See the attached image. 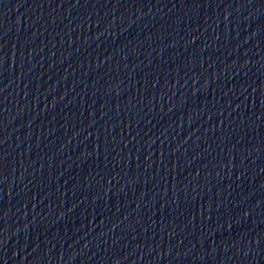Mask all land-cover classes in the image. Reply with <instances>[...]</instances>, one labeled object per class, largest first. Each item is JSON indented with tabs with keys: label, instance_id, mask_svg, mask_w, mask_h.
I'll return each mask as SVG.
<instances>
[{
	"label": "water",
	"instance_id": "obj_1",
	"mask_svg": "<svg viewBox=\"0 0 264 264\" xmlns=\"http://www.w3.org/2000/svg\"><path fill=\"white\" fill-rule=\"evenodd\" d=\"M0 264H264V0H0Z\"/></svg>",
	"mask_w": 264,
	"mask_h": 264
}]
</instances>
